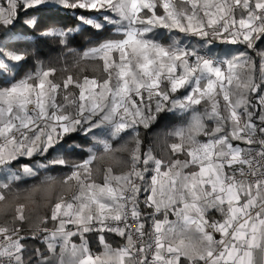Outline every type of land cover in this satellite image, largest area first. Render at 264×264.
<instances>
[{
  "label": "snow or ice",
  "instance_id": "snow-or-ice-1",
  "mask_svg": "<svg viewBox=\"0 0 264 264\" xmlns=\"http://www.w3.org/2000/svg\"><path fill=\"white\" fill-rule=\"evenodd\" d=\"M45 10L75 12L81 28L97 35L114 29L119 38L83 52L102 62V80L69 75L56 83V69L41 68L15 81L29 56L14 44L18 26L65 47L80 30L42 27ZM0 29V76L10 85L0 88V201L41 169L69 170L39 177L41 185H77L70 199L51 204L39 235L23 227V206L13 223H0V264H264V50L257 49L264 0H8ZM159 29L177 36L166 45L155 38ZM214 42L252 50L258 77L248 51L217 57ZM70 87L78 94L70 96ZM177 110L184 123L163 134V155L143 150L138 126ZM129 129L136 141L128 170L108 169L97 183L94 145L111 149L98 137ZM78 139L89 146L76 162L73 154L85 155ZM90 233L98 234L102 254L91 251ZM104 233L123 245L113 248Z\"/></svg>",
  "mask_w": 264,
  "mask_h": 264
},
{
  "label": "trees",
  "instance_id": "trees-1",
  "mask_svg": "<svg viewBox=\"0 0 264 264\" xmlns=\"http://www.w3.org/2000/svg\"><path fill=\"white\" fill-rule=\"evenodd\" d=\"M5 2V0H2ZM40 15L42 21L41 26L47 25L53 28H73L80 29L78 32H74V39L69 40L67 47L63 46L60 41L55 37H41L37 34H33L31 29L25 30L22 26H18L15 33H12L14 37V44L16 47L21 49H27L29 52L28 59L26 61L20 62L23 67L20 68L14 75L15 81L24 79L30 74H35L41 68H54L56 69L54 76L50 77L56 83H62L69 75L73 77L74 80H83L84 77L96 78L102 80L105 76L103 71L102 62L99 60H92L90 58H84L83 52L88 48L95 46L97 42L105 38H119L114 29L105 30L103 34L97 35L92 29H84L78 24L76 19V13L72 11H55V10H45ZM23 17H21V25L23 24ZM160 37L159 41L164 44H169L173 37H176V33H168L167 30L159 29ZM4 29H0V37L3 36ZM179 38L182 43L188 42L189 47H198L200 42L192 37H184L179 34ZM69 49L72 51L70 52ZM258 50H264V43L257 44ZM212 54L214 56H222L223 53H236L239 51H248L254 58L257 64L256 75H259L258 62L259 56H257L252 50H246L243 44H227L214 42L212 45ZM248 75V70L246 69L243 73V79ZM9 78L0 76V88L10 86L6 80ZM63 89H61L60 94L57 96V102L62 103ZM68 94L70 96H75L78 94V89L70 87L68 89ZM183 90L178 92L176 96H181ZM184 115L179 111L172 114H162L160 119L154 122L151 127L145 129L143 126H138L139 139L143 142V150L150 147L155 156L160 158L166 151V146L164 144V136L160 141L154 142L152 136L156 135L154 132L159 129L168 130L174 127H179L184 123ZM108 136V135H107ZM136 141V132L132 129L113 137L109 144L111 149L107 152L102 150L101 145H94L96 148V160L93 162L92 177L97 183H102L105 171L111 169L114 174H120L128 170L130 164V157L133 154ZM76 144H82L85 148V155L79 156L76 154L72 155V159L76 162L81 161L86 158V149L89 145L84 144L82 140H76ZM56 156L57 153H53ZM63 155V154H61ZM52 157H49L51 159ZM35 160H40V157H35ZM67 168H54L49 169L47 172L41 169L39 177H43L45 174L54 175L58 177H63L68 174ZM28 179L26 182H21L18 184H13L8 190L4 192V200L0 201V223H13L16 218V210L19 206H23L25 214L27 212L31 215H25V223L23 227L28 230H33L37 235L43 226V219L46 215L50 214L51 204L60 197L65 199H70L73 193L77 190L76 184H62L57 180L50 186L41 185L40 179ZM37 185V187H33ZM42 212V213H40ZM40 213L38 216V221L34 222V215L32 214ZM12 214V215H11ZM48 226H51L49 223ZM29 244L34 247H41L40 244L35 241H29Z\"/></svg>",
  "mask_w": 264,
  "mask_h": 264
},
{
  "label": "crops",
  "instance_id": "crops-1",
  "mask_svg": "<svg viewBox=\"0 0 264 264\" xmlns=\"http://www.w3.org/2000/svg\"><path fill=\"white\" fill-rule=\"evenodd\" d=\"M168 131H170V130H168ZM165 132H166L165 129H159L158 131L154 132V134H156V135L152 136L153 141L158 143V141H160L163 138L162 135ZM148 148H150V147H148ZM148 148H145V150ZM153 154H154V152H153ZM35 161L41 162L40 160H35ZM211 215L213 216V218H219L218 215L215 213H211ZM51 226H48V227L51 228ZM104 235H105V238L108 241V243L111 244L113 248L123 245V240L121 238L115 236L114 234L104 233ZM88 241H89L91 251L93 252V254H102L103 253V250H104L103 245L100 244V242L98 240V234L97 233L88 234Z\"/></svg>",
  "mask_w": 264,
  "mask_h": 264
},
{
  "label": "rangeland",
  "instance_id": "rangeland-1",
  "mask_svg": "<svg viewBox=\"0 0 264 264\" xmlns=\"http://www.w3.org/2000/svg\"><path fill=\"white\" fill-rule=\"evenodd\" d=\"M0 6H3V7H5L6 9H7V7H8V0H5V2H2V0H0ZM154 35H155V38L156 39H158L159 40V37H160V31H156L155 33H154ZM174 38V37H173ZM238 44H240V43H238ZM199 47V46H198ZM213 53H215L214 51H212ZM254 59V58H253ZM259 60H260V58H259ZM259 63H260V61L258 62V66H259ZM247 68H244V69H239V71L241 72V78L243 79V73H244V71L246 70ZM108 135V136H107ZM117 137V136H116ZM113 137H111L110 136V133H108L107 131L104 133V134H102L100 137H98V139H100V140H107L108 141V143L110 142V140L112 139ZM41 162H38V161H35V162H33V164H40ZM24 210V209H23ZM40 213H42V212H40ZM40 213H34V214H32V216L34 215V222H37L38 221V216L40 215ZM29 214L31 215V213H29V212H27V214H25V211H24V216L25 215H28L29 216ZM12 215V214H11ZM30 217V216H29Z\"/></svg>",
  "mask_w": 264,
  "mask_h": 264
}]
</instances>
